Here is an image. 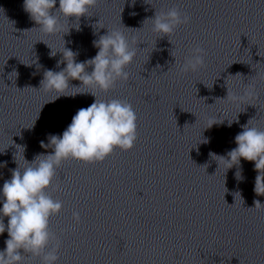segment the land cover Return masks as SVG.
<instances>
[{"label": "clouds", "instance_id": "1", "mask_svg": "<svg viewBox=\"0 0 264 264\" xmlns=\"http://www.w3.org/2000/svg\"><path fill=\"white\" fill-rule=\"evenodd\" d=\"M56 3L57 0H24L23 3L25 12L46 35H55L62 30L63 25L57 14L63 16L65 22L69 18L79 21L82 16H87L98 0H59L58 8ZM146 20L152 21V30L160 33V37H169L178 26L189 24L191 17L181 13L177 7H172L167 12L155 11L154 16ZM92 43L98 49L97 54L83 62H76L78 53L66 48L64 44L61 52L63 60L57 63V67L60 63L66 66L60 71L44 72L41 86L57 93L56 99L60 96H74L65 93L70 86L69 81L78 80L80 86L72 88H90L88 93L95 100L87 108H80L76 112L62 135L50 134L48 144L41 141L42 148L52 149L50 153L38 154L32 162L24 158L26 167L21 170L17 164L11 170V178L4 181L0 190V203L3 205L0 208V234L7 231L8 238L4 241L6 247L0 251V264H26L33 257L40 258L41 264H57L61 241L51 231L50 220L61 212L63 202L54 199L49 191L60 190L59 184H53L57 170L69 159L84 163L103 162L116 148L123 151L132 149L137 140V115L132 105L125 100L105 101L96 96L97 90L108 92L118 81L129 80L130 74L126 69L137 55V48L132 46L136 40L133 38L129 42L124 32L117 28L108 29L105 35L99 36ZM190 52L180 67L183 73L196 72L205 66L206 53L202 47L196 45ZM50 55L55 54L51 51ZM89 67L92 68L91 72L87 71ZM254 89V85H247L244 95H237L227 88L226 97L217 98L216 101L239 104L245 97L255 95ZM214 124H218L216 120H210L208 128ZM241 128L242 131L235 136L237 146L228 151L226 157L215 153H210V156L219 166L223 163L227 170L239 165L241 158L254 162V170L258 173L254 192L257 196H264V130L253 126L251 120L241 125ZM236 177L241 178L240 171H237ZM253 208L262 209L264 204L255 200L254 207L249 209ZM5 217L8 218L7 225ZM72 219L78 225L81 222L79 212L73 211Z\"/></svg>", "mask_w": 264, "mask_h": 264}]
</instances>
